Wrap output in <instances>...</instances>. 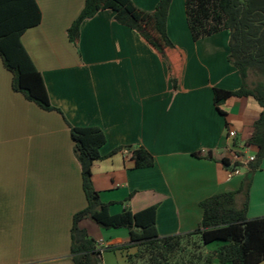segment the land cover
Listing matches in <instances>:
<instances>
[{"label": "crops", "instance_id": "1", "mask_svg": "<svg viewBox=\"0 0 264 264\" xmlns=\"http://www.w3.org/2000/svg\"><path fill=\"white\" fill-rule=\"evenodd\" d=\"M35 1L41 22L21 41L51 105L62 114L44 111L12 91V76L0 61V264H74L72 218L85 208L86 199L66 121L99 127L105 134L92 183L111 214L156 205L161 237L194 231L202 218V200L240 188L247 166L232 174L220 160L233 163L261 111L251 97L213 101V89L236 91L241 86L227 59L229 31L194 41L184 0L171 1L166 29L180 56L173 90L167 61L135 30L114 21L112 11L84 20L74 47L66 30L84 0ZM131 1L152 12L159 0ZM231 130L233 139L228 138ZM137 146L154 157L152 167H133L129 152ZM248 151L255 154L257 149ZM243 201L237 194L235 206ZM260 217L264 159L253 174L247 210L248 219ZM79 226L102 250V264H127L126 251L108 250L127 243V230H104L89 219ZM217 245L205 249L213 251Z\"/></svg>", "mask_w": 264, "mask_h": 264}, {"label": "trees", "instance_id": "2", "mask_svg": "<svg viewBox=\"0 0 264 264\" xmlns=\"http://www.w3.org/2000/svg\"><path fill=\"white\" fill-rule=\"evenodd\" d=\"M171 1L159 0L152 12H145L131 0H84L82 9L66 30L68 41L77 47L82 22L110 10L114 21L135 30L167 61L172 88L176 90L180 56L166 29ZM184 8L194 41L224 30L230 33L227 59L238 71L241 86L236 91L213 89V101L216 104L231 97H251L257 102L261 111L244 143L245 148L257 149L254 160L247 164L238 190L218 193L199 203L202 218L194 231L161 237L156 229V205L136 213L129 208L117 214L109 212L110 205L101 201L92 183L95 164L103 158L100 148L105 143V134L99 127L72 126L66 121L86 199L85 208L72 218L70 254L74 264H102V250L79 226L84 219L104 230L128 231L126 244L108 249L126 251L127 264H212L214 259L220 264L264 262V217L247 218L252 177L264 159V0H184ZM40 22L41 12L35 0H0V61L12 76V91L44 111L62 114L51 105L43 78L21 41L22 35ZM120 150L118 147L111 154ZM129 158L135 169L154 165V157L142 146L131 149ZM220 162L230 170L241 167L226 158ZM237 194L244 197L239 208L235 206ZM213 243L219 245L205 252V247ZM129 249L134 252L129 253Z\"/></svg>", "mask_w": 264, "mask_h": 264}, {"label": "built area", "instance_id": "3", "mask_svg": "<svg viewBox=\"0 0 264 264\" xmlns=\"http://www.w3.org/2000/svg\"><path fill=\"white\" fill-rule=\"evenodd\" d=\"M235 137V132L234 131H229L228 132V138L229 139H233ZM236 148V147H235ZM250 148H245V146H240V147H237V152L234 153L233 157H234V160H233V163H239L244 166H247V164L250 162V161H253L254 160V154H251L247 157L244 156L245 153L249 152ZM232 163V164H233ZM239 171L238 168H235L234 170H231L230 173L232 174H237Z\"/></svg>", "mask_w": 264, "mask_h": 264}, {"label": "rangeland", "instance_id": "4", "mask_svg": "<svg viewBox=\"0 0 264 264\" xmlns=\"http://www.w3.org/2000/svg\"><path fill=\"white\" fill-rule=\"evenodd\" d=\"M251 154H253V153H252V152H247V156H249V155H251ZM261 165H262V162H261ZM261 165H260V166H261ZM212 249H213V248L210 247V248H208V249H204V251H205V252H209V251H212ZM133 251H134V250H133ZM112 255H113V254L110 253L108 256H112ZM112 257H113V256H112ZM214 261H217V259H214ZM217 262H218V261H217ZM217 262H216V263H217ZM218 263H219V262H218ZM218 263H217V264H218Z\"/></svg>", "mask_w": 264, "mask_h": 264}]
</instances>
